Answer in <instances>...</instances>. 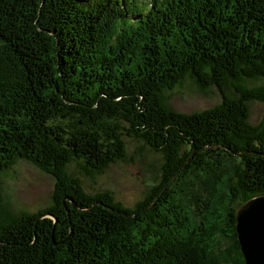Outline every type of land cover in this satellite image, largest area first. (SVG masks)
<instances>
[{"label":"trees","instance_id":"1","mask_svg":"<svg viewBox=\"0 0 264 264\" xmlns=\"http://www.w3.org/2000/svg\"><path fill=\"white\" fill-rule=\"evenodd\" d=\"M258 78L264 0H0V173L21 160L52 179L36 213L0 202V264H243L234 213L264 195ZM185 79L219 103L171 109ZM123 137L162 161L132 208L67 172L123 161Z\"/></svg>","mask_w":264,"mask_h":264},{"label":"rangeland","instance_id":"2","mask_svg":"<svg viewBox=\"0 0 264 264\" xmlns=\"http://www.w3.org/2000/svg\"><path fill=\"white\" fill-rule=\"evenodd\" d=\"M247 86H264V79L245 82ZM168 106L176 112L189 114L213 107L220 101L216 88L198 91L189 79L165 92ZM259 103L249 105L248 122L256 125L261 117ZM125 159L110 164L100 175L84 176L76 162L67 172L78 178L87 194L109 191L123 207L132 208L158 179L161 156L141 141L123 137ZM0 202L12 213H36L50 204L52 179L25 161H17L0 173ZM236 209V205H232Z\"/></svg>","mask_w":264,"mask_h":264},{"label":"water","instance_id":"3","mask_svg":"<svg viewBox=\"0 0 264 264\" xmlns=\"http://www.w3.org/2000/svg\"><path fill=\"white\" fill-rule=\"evenodd\" d=\"M233 154L238 155L237 153ZM261 155L264 156V154ZM191 156L192 154L189 155V158ZM189 158L179 171L188 163ZM179 171L164 185L158 196L169 187ZM132 216L135 217L136 215ZM44 218L52 219L48 214H41L35 220L32 229L34 230L37 222ZM234 233L243 258V264H264V195L250 198L236 209L234 213Z\"/></svg>","mask_w":264,"mask_h":264}]
</instances>
